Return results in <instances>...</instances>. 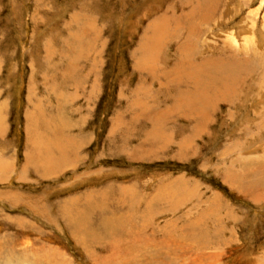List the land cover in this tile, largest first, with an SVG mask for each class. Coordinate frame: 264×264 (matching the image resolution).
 Masks as SVG:
<instances>
[{
	"label": "rangeland",
	"instance_id": "obj_1",
	"mask_svg": "<svg viewBox=\"0 0 264 264\" xmlns=\"http://www.w3.org/2000/svg\"><path fill=\"white\" fill-rule=\"evenodd\" d=\"M0 264H264V0H0Z\"/></svg>",
	"mask_w": 264,
	"mask_h": 264
},
{
	"label": "bare ground",
	"instance_id": "obj_2",
	"mask_svg": "<svg viewBox=\"0 0 264 264\" xmlns=\"http://www.w3.org/2000/svg\"><path fill=\"white\" fill-rule=\"evenodd\" d=\"M243 28H244V26H243ZM243 28H242V29H243ZM242 29H240V33H241L242 36H244V34H242V33L244 32ZM227 37L229 38V43H230L232 46H235V44L237 43L236 40H235L231 35H228V34H227ZM244 38H245V39H243V41L245 42V47H246V45H248L249 42L247 41V39H246L245 36H244ZM248 67H249V66H248ZM245 70H246V69H245ZM236 71H237V70H236ZM215 72H216V71H215ZM217 72H218V71H217ZM225 73H226V72H225ZM232 73H233V74H231V76H230V75H229V76H230L231 79L234 80V79L236 78V76H234V74H235L234 72H232ZM249 73H250V72H249ZM227 74H228V73H227ZM229 74H230V73H229ZM250 74H251V73H250ZM248 76H249V75H248ZM221 77H222V76H221ZM227 78H228V77H227ZM244 78H246V77H244ZM181 79H182V78H181ZM230 81H231V80H230ZM242 81H243V80H242ZM208 82H209V81H208ZM225 82H226V81H225ZM228 82H229V80H228ZM227 84H228V83H227ZM237 84H238V83H237ZM233 85H234V84H233ZM211 87H212V86H211ZM228 87L230 88L231 86H228ZM222 88H223V87H222ZM212 90H213V89H212ZM212 90H211V91H212ZM201 93H202V92H201ZM201 93H200V94H201ZM196 94H197V93H196ZM184 95H185V94H184ZM206 95H207V93H206ZM179 96H180V95H179ZM196 96H197V95H196ZM200 96H201V97H200ZM200 96H199V97H200L201 99L198 98V99H197L198 101L196 100V102H197L196 104H198L199 106H202V103H204V104H203L204 107H205V105H206V102H208V101L211 100V98H212L211 96H210L211 98H206V96H205V98H206V100H205V99H203L204 97H202L203 95H200ZM183 97H184V96H183ZM183 97H182V98H183ZM185 97H186V96H185ZM187 98H188V97H187ZM226 98H227L226 96L223 97L224 100H226ZM184 99H186V98H184ZM188 99H189V98H188ZM194 99H196V97H195ZM199 99H200V100H199ZM212 99H213V98H212ZM190 101H191V100H190ZM179 102H180V101H179ZM182 102H184V101H182ZM182 102H181V103H182ZM192 102H193V101H192ZM176 103H177V102H176ZM211 103H212V100H211ZM182 105L184 106V104H182ZM207 105H208V104H207ZM207 105H206V106H207ZM183 106H181L180 108H183ZM192 106H193V105H192ZM185 107H187V104H185Z\"/></svg>",
	"mask_w": 264,
	"mask_h": 264
}]
</instances>
